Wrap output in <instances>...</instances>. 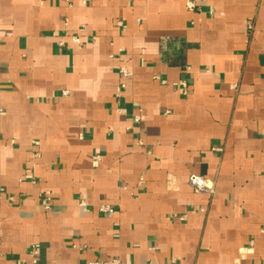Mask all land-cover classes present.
<instances>
[{"label": "crops", "instance_id": "1", "mask_svg": "<svg viewBox=\"0 0 264 264\" xmlns=\"http://www.w3.org/2000/svg\"><path fill=\"white\" fill-rule=\"evenodd\" d=\"M0 194L2 264H264V0H0Z\"/></svg>", "mask_w": 264, "mask_h": 264}, {"label": "built area", "instance_id": "2", "mask_svg": "<svg viewBox=\"0 0 264 264\" xmlns=\"http://www.w3.org/2000/svg\"><path fill=\"white\" fill-rule=\"evenodd\" d=\"M192 5V4H190ZM119 24H122L121 22ZM74 41L75 42H80L81 39L80 37L78 36H74L73 37ZM61 44L62 41L60 42ZM120 72L124 78V81L122 82V88H124L126 86V80L127 77L130 76V71L125 68V67H122L120 69ZM180 84L183 86L184 90H185V93L188 92V84L186 81H182L180 82ZM70 91L69 90H64L63 91V94L64 95H67ZM122 95V91L118 92V97H120ZM141 117H142V114L141 113H137V114H134V120L136 121H139L141 120ZM217 149H221L220 147H216ZM37 156V153L34 152L33 153V157H36ZM93 159L95 161H98L100 159L99 156H93ZM190 183L192 184V186L200 191V192H203V193H213L215 192V188L214 186L209 183V181L202 175H199V174H191L190 177ZM1 195V194H0ZM44 208L49 210L52 208V202H53V198L51 196V194L49 192H45L44 194ZM98 210H100L101 212H114L115 208L111 205V204H106V203H102L98 206ZM3 233H4V228H3V225L0 221V264H2V261H3ZM86 264H122V260L121 258L119 257H109V258H105V259H99V258H95V259H91V260H88L86 262Z\"/></svg>", "mask_w": 264, "mask_h": 264}]
</instances>
